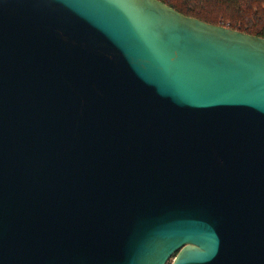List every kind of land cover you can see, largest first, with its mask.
Wrapping results in <instances>:
<instances>
[{
  "label": "water",
  "instance_id": "95a60500",
  "mask_svg": "<svg viewBox=\"0 0 264 264\" xmlns=\"http://www.w3.org/2000/svg\"><path fill=\"white\" fill-rule=\"evenodd\" d=\"M264 264V37L161 0H0V264Z\"/></svg>",
  "mask_w": 264,
  "mask_h": 264
},
{
  "label": "trees",
  "instance_id": "16d2710c",
  "mask_svg": "<svg viewBox=\"0 0 264 264\" xmlns=\"http://www.w3.org/2000/svg\"><path fill=\"white\" fill-rule=\"evenodd\" d=\"M181 13L264 37V0H161ZM230 21V23H228ZM241 21L242 23H239ZM228 23V24H227Z\"/></svg>",
  "mask_w": 264,
  "mask_h": 264
},
{
  "label": "rangeland",
  "instance_id": "374dc122",
  "mask_svg": "<svg viewBox=\"0 0 264 264\" xmlns=\"http://www.w3.org/2000/svg\"><path fill=\"white\" fill-rule=\"evenodd\" d=\"M228 23H230V21H228ZM228 23H227V24H228ZM239 23H242V22H241V21H239ZM220 24H222V23H220ZM242 24H243V23H242ZM263 29H264V28H263V26H262V25H260L258 30H263ZM169 264H171V261H170V263H169Z\"/></svg>",
  "mask_w": 264,
  "mask_h": 264
}]
</instances>
